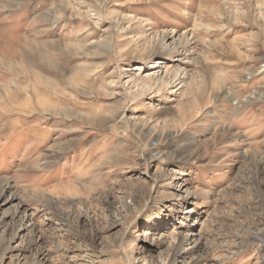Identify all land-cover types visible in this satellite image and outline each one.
<instances>
[{
  "label": "rangeland",
  "instance_id": "obj_1",
  "mask_svg": "<svg viewBox=\"0 0 264 264\" xmlns=\"http://www.w3.org/2000/svg\"><path fill=\"white\" fill-rule=\"evenodd\" d=\"M0 264H264V0H0Z\"/></svg>",
  "mask_w": 264,
  "mask_h": 264
},
{
  "label": "bare ground",
  "instance_id": "obj_2",
  "mask_svg": "<svg viewBox=\"0 0 264 264\" xmlns=\"http://www.w3.org/2000/svg\"><path fill=\"white\" fill-rule=\"evenodd\" d=\"M53 11V10H52ZM40 14V13H39ZM46 13H44V17H47L46 15H45ZM46 20H48V18L46 19ZM51 23H52V21H51ZM34 47V46H33ZM249 75V74H248ZM71 77H73V75L71 76ZM74 80V79H73ZM76 80V79H75ZM25 94H26V92H25ZM29 95V94H28ZM52 99V98H51ZM250 102V101H249ZM187 238V237H186ZM183 242V239H181V242H180V244ZM174 261V260H173Z\"/></svg>",
  "mask_w": 264,
  "mask_h": 264
}]
</instances>
